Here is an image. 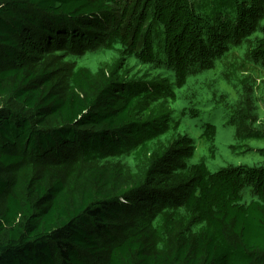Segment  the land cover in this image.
Here are the masks:
<instances>
[{"label":"trees","instance_id":"obj_1","mask_svg":"<svg viewBox=\"0 0 264 264\" xmlns=\"http://www.w3.org/2000/svg\"><path fill=\"white\" fill-rule=\"evenodd\" d=\"M242 45L264 68V0H0V264H264V166L172 122Z\"/></svg>","mask_w":264,"mask_h":264},{"label":"rangeland","instance_id":"obj_2","mask_svg":"<svg viewBox=\"0 0 264 264\" xmlns=\"http://www.w3.org/2000/svg\"><path fill=\"white\" fill-rule=\"evenodd\" d=\"M129 61L136 65L134 59ZM165 75L173 83V75ZM174 93L172 122L179 123L178 132L194 147L189 164L203 161L212 173L264 166V68L246 58L244 45L195 70ZM206 126L215 129L213 148ZM255 132L263 136L255 137ZM255 199L252 188L243 190L241 203Z\"/></svg>","mask_w":264,"mask_h":264}]
</instances>
